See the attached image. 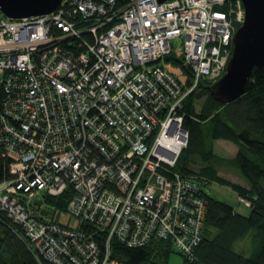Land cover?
Returning <instances> with one entry per match:
<instances>
[{
  "label": "built area",
  "instance_id": "1",
  "mask_svg": "<svg viewBox=\"0 0 264 264\" xmlns=\"http://www.w3.org/2000/svg\"><path fill=\"white\" fill-rule=\"evenodd\" d=\"M244 21L242 0H63L23 19L0 10V210L40 264H125L114 243L154 240L195 259L210 191L173 171L189 140L180 111L225 74ZM175 40L186 85L165 64ZM67 191L77 227L43 219L36 203Z\"/></svg>",
  "mask_w": 264,
  "mask_h": 264
},
{
  "label": "trees",
  "instance_id": "2",
  "mask_svg": "<svg viewBox=\"0 0 264 264\" xmlns=\"http://www.w3.org/2000/svg\"><path fill=\"white\" fill-rule=\"evenodd\" d=\"M126 2L119 0L120 5ZM172 55L166 58V65ZM181 64L185 68L183 61ZM210 85V82L201 83L187 96L180 111L189 140L173 171L199 178L210 191L205 196L208 204L203 240L195 251V259L180 254L186 264H264V67L253 70L245 94L234 102L216 100ZM201 99L204 101L198 108L197 102ZM217 140L229 141L237 147V154L226 162L239 170L238 175L247 185L220 175ZM195 163L202 165L199 172L191 170ZM2 165L0 161V179ZM214 182L235 191L239 201L250 207L249 215H242L234 206L214 198L210 190ZM69 198L70 191H67L60 198L47 197L46 203L56 211H65ZM246 240L250 241L252 250L237 251V243ZM173 250L170 240H154L140 248L116 242L113 257L125 264H168ZM0 264H40L20 226L1 210Z\"/></svg>",
  "mask_w": 264,
  "mask_h": 264
},
{
  "label": "water",
  "instance_id": "3",
  "mask_svg": "<svg viewBox=\"0 0 264 264\" xmlns=\"http://www.w3.org/2000/svg\"><path fill=\"white\" fill-rule=\"evenodd\" d=\"M63 0H0V10L9 19L38 17L52 13ZM166 0H159L164 2ZM245 21L233 39V54L225 74L212 85L211 95L223 103L245 94L253 70L264 67V0H242ZM187 70V66H185ZM47 213V212H45Z\"/></svg>",
  "mask_w": 264,
  "mask_h": 264
},
{
  "label": "rangeland",
  "instance_id": "4",
  "mask_svg": "<svg viewBox=\"0 0 264 264\" xmlns=\"http://www.w3.org/2000/svg\"><path fill=\"white\" fill-rule=\"evenodd\" d=\"M173 48H174L172 55L173 58L171 59L170 62L167 63L166 67L172 74H174V76H176L184 85H186L189 81L190 75L188 74L187 70L182 67L181 64L183 58V48H184L182 41L175 40L173 44ZM203 101L204 99H201L197 102L198 108L200 107ZM216 150L218 156L220 157V161L217 163V166L220 168V175L224 178H227L231 181L238 183L241 180H244L242 177L238 175L239 170L236 167L227 164L226 162V160L230 159V157L233 154L225 153L224 147L221 144H216ZM201 166H202L201 164L195 163L191 166V170L194 172H199ZM210 190L214 198L234 206L236 211L242 215H249L250 207L246 206L243 201H239L237 193L232 189H230L229 187L214 182L211 183ZM36 199L38 200V202H36L37 204L40 203L43 209H46L47 212H50V214L43 216V219L49 220L53 218L54 221L61 223L63 225H67L71 227L78 226L79 224L78 221L74 220L71 214L68 213L66 210L65 211L57 210L56 212H54L55 211L54 207L41 200V196H38ZM236 250L237 251L248 250L249 252L250 250H252L250 241L246 240L244 242L237 243ZM168 264H186V263L184 261V257L180 254V252L174 249L170 254Z\"/></svg>",
  "mask_w": 264,
  "mask_h": 264
},
{
  "label": "crops",
  "instance_id": "5",
  "mask_svg": "<svg viewBox=\"0 0 264 264\" xmlns=\"http://www.w3.org/2000/svg\"><path fill=\"white\" fill-rule=\"evenodd\" d=\"M216 144H221L224 147L225 153L233 154L230 158H233L237 154V151H238L237 147L229 141L217 140L215 142V147H216ZM239 183L242 185H247L246 182H244L243 180H241Z\"/></svg>",
  "mask_w": 264,
  "mask_h": 264
}]
</instances>
